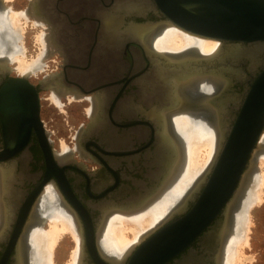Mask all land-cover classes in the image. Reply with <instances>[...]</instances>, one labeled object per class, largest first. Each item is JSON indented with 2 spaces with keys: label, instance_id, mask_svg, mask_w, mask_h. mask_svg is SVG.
Segmentation results:
<instances>
[{
  "label": "flooded vegetation",
  "instance_id": "1",
  "mask_svg": "<svg viewBox=\"0 0 264 264\" xmlns=\"http://www.w3.org/2000/svg\"><path fill=\"white\" fill-rule=\"evenodd\" d=\"M77 5L86 7L69 14V19L79 31L92 32V2L74 3V9ZM0 8L5 9L2 0ZM132 18L137 22L157 20L151 9L143 18L129 15L125 20ZM148 39L110 44L85 40V45L73 44L75 54L68 59L61 55V45L51 47L46 57L56 58H49L54 68L40 76L37 73L44 62L34 72L14 74L9 61L0 57V91L14 79L32 85L25 89L29 95L10 101L6 113L0 100V151L7 150L0 153V264H35L29 236L36 228L45 231L50 215L57 211L69 215L79 235L78 245L72 248L76 242L71 237L68 248V252H77L76 264H128L146 238L193 206L212 163L167 215L125 253L115 255L102 249L100 235L107 219L116 212L141 208L175 171L179 147L171 113L191 103L182 91L185 81L202 76L224 79L223 87L203 95L215 112L218 143L221 129L233 125L246 92L264 69V42L216 40L217 49L209 55L194 49L162 55L151 49ZM52 89L58 93L59 105L69 104L68 97L89 105L87 122L76 131L73 148H53L46 130L49 122H55V115L46 121L45 112L58 104L51 98ZM23 104L24 113L18 111ZM244 208L240 196L234 198L189 246L163 264H221L229 231L235 229L233 235L237 231L238 214L233 228L235 212ZM58 253L59 247L53 250V264H67L69 259Z\"/></svg>",
  "mask_w": 264,
  "mask_h": 264
},
{
  "label": "water",
  "instance_id": "2",
  "mask_svg": "<svg viewBox=\"0 0 264 264\" xmlns=\"http://www.w3.org/2000/svg\"><path fill=\"white\" fill-rule=\"evenodd\" d=\"M84 1L86 3L88 0H31L29 5L33 17L47 25L48 36L54 46L61 45V55L66 59L75 54L74 48L77 46L74 45H85V40H92V44L97 41L110 44L121 39L138 40L125 31L130 26L143 28V41L156 27L172 24L189 34L222 43L264 42V0H89L94 10L90 22L95 26L92 32L87 33L79 31L75 22L69 19V14L86 7L77 5L74 9V3ZM98 4L99 9L96 10ZM150 9L157 20H125L129 15L143 18L145 11ZM27 87L32 88V85L24 79L9 80L4 84L0 91L2 111H8L13 98L29 95L25 91ZM18 111H26L24 104ZM263 132L264 69L246 92L233 125L221 129L219 148L209 177L191 209L146 238L128 264L165 263L189 246L221 209L228 208L231 201L238 198L244 175L252 166L254 152ZM6 151L0 153L5 154Z\"/></svg>",
  "mask_w": 264,
  "mask_h": 264
},
{
  "label": "bare ground",
  "instance_id": "3",
  "mask_svg": "<svg viewBox=\"0 0 264 264\" xmlns=\"http://www.w3.org/2000/svg\"><path fill=\"white\" fill-rule=\"evenodd\" d=\"M19 17H23L25 21L28 20V17H33L30 7L28 10L17 14L11 12L9 8L3 10L0 8V31H2L0 34V57H4L6 61L12 59L17 60L18 70L21 73L27 74L29 72H34L38 67H42L43 59L48 56V49L51 47L53 48L54 43L51 41L50 36H48L49 32L47 34L45 30L42 29L41 33L38 34L37 39L40 44V52L35 59L32 58L31 61H26L23 56H20L23 55V52L16 42V39L20 36L18 34L19 30L17 31ZM38 23H41L44 26L43 22L33 17V24ZM125 31L138 38V40L143 41V28L130 26L127 27ZM145 39L146 36L144 40ZM147 39L150 41L151 49L162 53V55L164 52L178 54L186 49H194L202 54L209 55L215 51L218 46V42L214 39L191 35L172 24H163L157 27ZM8 45H11V47L9 48ZM8 49L10 50L8 51ZM17 53H20V55L17 56ZM224 84V79L216 76L194 77L192 79L188 78V80L185 81L182 91L191 99V103L184 106V108L171 113L172 129L177 141V148L179 147V157L177 164L175 163V171L173 175L170 176L171 178H169L168 182L166 181L167 183L165 186L163 185L164 187L158 191V194L141 208L133 210L130 213L116 212L107 219L101 235L99 234L103 250L105 249L107 252L115 255L117 252L125 253L134 243L140 241L148 231L156 226L161 219L167 215L166 213L181 200L184 193L190 188L194 181L199 176H202L204 171H207L209 164L213 163L215 153L219 148V142L217 143L214 133L216 126L214 123L215 121H213V107L209 106L208 99L203 95H208L212 90H215L220 86L223 87ZM54 89H52L51 98L56 103L60 104L58 93ZM204 117L208 118L212 123L205 122L206 119ZM64 146L65 145H63V150L65 149ZM201 149L205 151L203 153L204 158L200 160L199 154L202 152ZM253 167L255 168V166ZM251 169L252 166L249 170ZM249 170H247V172ZM249 174L250 175L245 174L246 177L244 175L241 187H243L249 176L248 183L253 184H251L252 187L246 188L245 194H247V196L245 199L251 198V200H257L260 195L253 192V186L256 185V182H259L256 170L253 169V172H250ZM262 181H264V176L262 177L260 184ZM259 193H261V191ZM240 194L241 193L239 192L238 198ZM68 216L69 215L64 212L57 211L56 214L50 215L48 231H42L41 228H36L33 233L30 234L29 241L34 247L33 254L35 264H52L50 258L53 253V246L59 239L60 234L64 231H69L76 242V246L78 245L79 235L72 220H70ZM245 219V216L238 215L237 231L235 235H231L227 242L223 253L224 256L222 255L223 259H221V264H238L240 262L236 257L239 255L238 247L242 246L240 243V239L242 238L240 232L244 229L243 226L244 222H246ZM126 230L132 232V239H129L125 235ZM245 237L247 238V236ZM238 242L240 245L236 246V244L238 245ZM235 246L237 247V250H235ZM240 255L242 257V253H240ZM71 256L72 258H70L71 260L68 264H76L77 252L74 251Z\"/></svg>",
  "mask_w": 264,
  "mask_h": 264
},
{
  "label": "rangeland",
  "instance_id": "4",
  "mask_svg": "<svg viewBox=\"0 0 264 264\" xmlns=\"http://www.w3.org/2000/svg\"><path fill=\"white\" fill-rule=\"evenodd\" d=\"M29 1L30 0H2L5 8L7 9L9 8L11 12L16 13V14L22 13L28 10ZM17 28H18L17 31L19 30L18 34L20 35L19 36L20 39L19 38L16 39V42H17V45L21 47V51L23 52V55H20V53H17L16 55L23 56L25 60L29 62L31 61L32 58L35 59L37 54L40 52V44L37 39H38V34L41 33V30L42 29L45 30V25L43 26L41 23L33 24V17H28V20L26 21L24 20L23 17H19ZM1 33L2 31H0V34ZM10 47L11 45H9V48ZM49 58L56 59L52 55L49 57H46L43 61L44 67L42 68L41 71H38L37 73L38 76L42 74L50 73L52 71V68H54L53 67L54 65H52L54 62L50 60ZM7 61H9L8 66L11 68V73H14V74L21 73L18 70L17 60L12 59V60H7ZM28 75L32 76L31 73ZM31 78H34V76H32ZM46 94L47 93H45V95ZM68 100L70 101V103L69 104L65 103V105H59L54 101L57 104V106L52 105L50 106V108H47L49 109L50 113L48 110H46L45 112L46 121L49 117L51 116L53 117L55 115V122H49L48 124L46 122L47 124L46 130L48 131V135L50 139L52 140L53 148L58 149V150H63V145H65L64 146L65 149H68V147L73 148L74 136L76 134V131L78 130L81 124H84L87 122V115H88L87 113L89 110V105L87 104V102L74 101L73 98H70V97H68ZM61 102H65L64 99H62ZM263 135H264V132L261 136L262 140L260 139V142L258 145L259 147L255 150L257 151L256 155L254 152V157L252 161V166H255V168L254 167L252 168L256 170L257 178L259 180V182H256V185L253 186V192H255V194L260 195L259 196L260 198L258 197L257 200H253V199L251 200V198L247 200L245 199V197L247 196V194H245L244 196L246 188L252 187L251 184H253V183L249 184L248 179H247V181L243 185V188L240 194V199H242V203L244 204L245 211L238 210L235 212L233 228H235L237 214L241 216H245L246 218L245 219L246 222H244V226H243L244 229H242L240 232V235L242 236V238L240 239L242 248L239 246L240 245L239 242H238V245L236 244V246H239L238 254L240 255V253H242V257H243L242 258L241 255L240 256L237 255L236 259L238 258L240 260L238 264H264V184H263L264 181H262V183L260 184L262 177L264 176V160H263L264 159L263 158L264 157V149H263L264 148V144H263L264 136ZM201 150L202 152L199 154L200 160L204 158L203 153L205 151L203 149ZM260 191L261 193H259ZM49 225H46L44 227L45 231L49 230ZM234 230L235 229H233V231ZM126 231H125V235L129 239H132V232L129 230H126ZM233 231H229L230 235H228V240L233 234ZM245 236H247V238ZM71 237H72V234L69 231H64L63 233L60 234L59 239L53 246L54 251L58 247L60 248V253L58 254L61 256V258H63L64 260L69 259L67 261V264L68 262H70L71 260L70 258H72L71 255L74 252V251L68 252V248H71V241H70ZM228 240L226 241L223 252L226 248ZM243 241L245 244L243 243ZM75 246L76 245H74L73 243L72 248H75ZM236 246H235L236 248L235 250H237ZM53 259H54V256L52 255L50 258V262L52 264L54 263Z\"/></svg>",
  "mask_w": 264,
  "mask_h": 264
}]
</instances>
